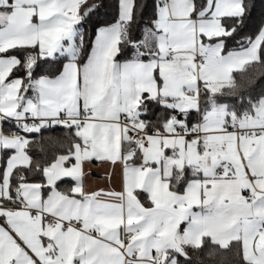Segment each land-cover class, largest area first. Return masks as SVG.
<instances>
[{
	"label": "snow or ice",
	"instance_id": "1",
	"mask_svg": "<svg viewBox=\"0 0 264 264\" xmlns=\"http://www.w3.org/2000/svg\"><path fill=\"white\" fill-rule=\"evenodd\" d=\"M147 7L0 0V264H264V13L243 36L251 0Z\"/></svg>",
	"mask_w": 264,
	"mask_h": 264
},
{
	"label": "trees",
	"instance_id": "2",
	"mask_svg": "<svg viewBox=\"0 0 264 264\" xmlns=\"http://www.w3.org/2000/svg\"><path fill=\"white\" fill-rule=\"evenodd\" d=\"M102 2L106 5V8L101 9L100 19L111 20L114 15V5L117 0H102ZM138 2L146 4L147 10L144 12V19H147L151 15L153 0H138ZM251 2L255 5V7L251 10V18L247 22L245 28L243 29L241 35L248 36L251 35L257 28L258 24L261 21L262 13H264V0H251ZM85 39H89L90 34H92L91 26H85ZM237 40L240 39V36H237ZM234 46L230 44V47ZM145 119L155 120L156 116L152 115L150 117H145ZM3 130L8 131L9 126L7 123H3ZM35 142L31 143L29 146V154L34 158H41L45 154L51 156L53 152H61L65 149H61L58 143H54L60 141L63 137V130L60 127H52L46 130H43L41 134L36 135ZM4 163L3 154L1 155L0 165ZM61 184L60 187L64 188ZM206 251V250H205ZM190 255L192 257V264H216V262L207 258L204 252H191ZM199 257V259H198Z\"/></svg>",
	"mask_w": 264,
	"mask_h": 264
},
{
	"label": "crops",
	"instance_id": "3",
	"mask_svg": "<svg viewBox=\"0 0 264 264\" xmlns=\"http://www.w3.org/2000/svg\"><path fill=\"white\" fill-rule=\"evenodd\" d=\"M0 130H3V123H0ZM1 155L2 153H0V160H1ZM85 171L87 173H90L86 177V183L90 188L95 189L97 187H102V188L110 187L116 191L120 190V182L118 175H114L112 177V182L109 185L108 176L105 175L106 169L96 166L94 164L90 169L86 168ZM62 186L65 187L66 185H62Z\"/></svg>",
	"mask_w": 264,
	"mask_h": 264
},
{
	"label": "built area",
	"instance_id": "4",
	"mask_svg": "<svg viewBox=\"0 0 264 264\" xmlns=\"http://www.w3.org/2000/svg\"><path fill=\"white\" fill-rule=\"evenodd\" d=\"M55 127H59V126H55ZM50 128H52V127H50Z\"/></svg>",
	"mask_w": 264,
	"mask_h": 264
}]
</instances>
